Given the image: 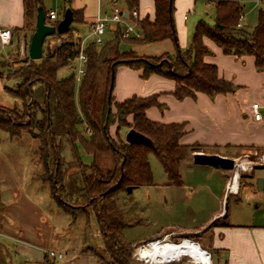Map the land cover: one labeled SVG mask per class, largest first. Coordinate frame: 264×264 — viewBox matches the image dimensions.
<instances>
[{
  "label": "trees",
  "instance_id": "1",
  "mask_svg": "<svg viewBox=\"0 0 264 264\" xmlns=\"http://www.w3.org/2000/svg\"><path fill=\"white\" fill-rule=\"evenodd\" d=\"M63 1L57 18L50 20L46 16V24L57 25L65 8L69 7L70 0ZM152 1L153 17L135 19L142 33L140 38H123L120 25L114 24L110 40L101 46L95 42L84 46L87 60L79 83L74 74L57 75L60 67L69 65L79 54V43L72 38L71 25L66 33L49 35L60 39L68 34V39L54 48L47 44L44 47L49 36L44 38L40 59L26 57L15 69H9L5 74L0 71V79L15 81L16 88H8V91L21 99L23 107L22 113L14 108L0 107V129L11 136L27 130L38 140L39 159L48 173V176L42 175L41 180L49 184L51 199L64 210L90 208L95 213L104 248L113 264H141L131 260L132 248L120 236V230L127 225L116 209L114 197L126 193L127 187L153 185L148 153L158 159L168 183L181 185L180 162L188 158L193 149L203 148L197 143L179 142L185 133L184 124H163L146 117L148 107H162L156 94L133 95L115 101L112 91L116 67L125 65L141 70L143 79L156 74L173 80L172 94L179 100L194 98L197 92L210 96L234 92L236 86L218 75L215 64L203 59L211 54L203 42L207 37L224 54L252 56L256 69L264 72V7L258 8L256 23L247 27L241 23L244 0H211L213 23L198 20L188 47L181 50L173 20L174 0ZM42 3L43 0H23L25 27L34 26L37 8L43 7ZM126 3L129 9L136 7V0H126ZM259 3L264 5V0ZM72 12L71 24L76 21L78 11ZM166 39L175 44L173 54L165 52L140 58L132 55L134 51L120 49L122 42L152 44ZM100 73L104 76L103 92L98 95ZM75 85H78L77 94ZM81 123L85 130H90L87 137L78 130ZM112 126H115L113 135L110 132ZM123 128L140 132L150 143L126 142L119 136ZM78 146L92 156L91 163L81 160ZM106 155L111 160L108 167L100 164Z\"/></svg>",
  "mask_w": 264,
  "mask_h": 264
},
{
  "label": "rangeland",
  "instance_id": "2",
  "mask_svg": "<svg viewBox=\"0 0 264 264\" xmlns=\"http://www.w3.org/2000/svg\"><path fill=\"white\" fill-rule=\"evenodd\" d=\"M50 1L46 9L50 6L57 10L62 9L61 1L59 4L56 0ZM178 2L190 3L189 10L184 11L185 19H180L178 12L174 15L178 23V29L177 24H174L177 43L183 50L188 47L198 20L213 23L214 8L208 0H178ZM261 5L254 0L244 2L242 22L247 27L256 23L258 8ZM26 28L31 30L34 26ZM79 34L84 44L94 42L89 26H83ZM72 38L76 40L73 36ZM101 38L102 44L97 46L103 45L112 38L108 28ZM66 39L68 34L62 35L60 39L49 36L44 47L47 44L50 48H54ZM169 41L168 44L122 42L120 49L134 51L132 55L140 58L158 56L165 52L173 54V44ZM184 42L185 44L182 45ZM27 49L28 45L21 56L0 59V71L5 74L9 69L18 67L19 62L28 57ZM7 50L8 47H1L0 44V56L5 55ZM72 66L74 67L71 68L70 65L60 67L57 71L58 77L76 75L78 61L74 60ZM119 67L126 66L116 67L114 86L115 81L120 79L129 81L125 77L128 72L121 75ZM103 77L101 73L98 76V95L103 92ZM137 79L141 80V77ZM8 88L15 89V81L0 79V107L14 108L22 113L21 99L8 91ZM77 91L78 85H75L76 94ZM112 92L114 96L117 95L114 87ZM114 129V126L110 127L112 135ZM78 130L84 137L89 135L83 123L78 125ZM126 131V128L121 129L119 136L122 139ZM38 144V140L27 130H22L17 136H11L0 129V264H113L104 248L95 213L90 208L64 210L51 199L49 184L41 180V176H48V173L44 171L39 159ZM201 149H193L188 158L180 162L181 185L167 182L160 162L153 153L149 152L147 156L153 185L133 188L131 193L123 192L114 197L116 209L121 212L123 221L127 225L120 230V236L132 248V261L136 260L133 258L136 247L153 239H161L166 234H170L169 239L172 242H177L182 237L199 241V236L192 233L171 234L174 232L172 229L204 225V237L207 239L210 231L219 225H224L225 221L231 224L264 226V188H257L258 178H262L264 184V163L260 159L264 154L241 151L239 160L243 161L247 168L240 171L238 178L240 188L238 192H240L236 195H229L228 192L222 196L224 188L220 169L196 165L192 161V153L201 152ZM78 153L84 163L92 162V156L86 154L80 146ZM67 156L69 157L68 153ZM248 161L251 163L249 164ZM100 164L105 167L111 166L109 156H103ZM232 172V170L226 171L228 180L233 175ZM253 172L252 179L246 178ZM219 210L222 212L212 218ZM209 250L211 264H216V252L213 249ZM49 251H52L54 256L48 255ZM175 264L194 263L189 257L184 256Z\"/></svg>",
  "mask_w": 264,
  "mask_h": 264
},
{
  "label": "crops",
  "instance_id": "3",
  "mask_svg": "<svg viewBox=\"0 0 264 264\" xmlns=\"http://www.w3.org/2000/svg\"><path fill=\"white\" fill-rule=\"evenodd\" d=\"M60 1L63 7V0H56V3L59 4ZM49 2L51 1L43 0V9L46 12L54 10L59 14L61 10L54 7L50 6L46 9ZM135 6L139 17H153L152 0H136ZM189 6L190 3L174 0L173 20L174 24H177V29L178 23L174 15L178 12L180 19H185L184 11L189 10ZM114 7L123 9L124 14L125 10H130L126 0H70L69 8L78 11L76 21L71 24L72 36L76 40L80 39L79 30L83 26L91 28L97 14L110 15ZM261 7L264 5L262 4ZM241 23L246 26L242 21ZM0 26L12 30L10 43L1 45V47H8V50L5 55L0 56V59L23 55L32 34L31 30L25 27L23 0H0ZM112 26L111 23L108 25L110 32ZM168 40L160 42L168 44ZM169 42H172L173 52H175L174 42L171 40ZM203 42L211 51V54L203 57L204 61L216 65L218 75L236 86L234 92L212 96L197 92L194 98L185 97L179 100L172 94L175 87L173 80L156 74L138 80L137 77H141V70L126 66L119 68L121 75L128 72L125 77L129 81L126 79L115 81L114 89L117 95L114 96L112 92L115 101H122L133 95L145 97L156 94L157 101L162 107H148L145 110L146 117L163 124H184L185 133L180 137V143H197L203 146L201 152L218 154L238 161H240L241 151L248 150L264 154V72L256 69L254 58L250 55L238 57L224 54L209 38L204 37ZM184 44L185 42L182 45ZM178 46L180 48V45ZM253 103L260 105L259 111L263 117L259 120L253 118L251 112ZM220 172L223 178L222 196H224L228 193L225 189L229 176L225 170L220 169ZM253 177L254 172L246 178ZM237 185L239 190L238 179ZM193 191L194 189L191 190ZM237 193H229V195ZM221 212L222 210H219L212 218ZM172 230L174 232L171 234L192 233L199 236V241H195L201 247L203 246V249L205 246V251L215 250L216 264H264V226L231 224L225 221L224 225L213 228L207 239L204 237V225ZM208 252L210 253V250Z\"/></svg>",
  "mask_w": 264,
  "mask_h": 264
},
{
  "label": "built area",
  "instance_id": "4",
  "mask_svg": "<svg viewBox=\"0 0 264 264\" xmlns=\"http://www.w3.org/2000/svg\"><path fill=\"white\" fill-rule=\"evenodd\" d=\"M208 1H211V0H208ZM254 1L260 2V0H254ZM45 15L50 20H55L57 18V12L54 10H50V11L46 12ZM138 17H139V14H138V11L135 7L130 9V10H125V14H124V10L120 9L118 7H114L110 15H108V14H102V15L97 14L95 21L91 27V33L94 36V42L98 45L102 44V38L101 37L106 32L108 25L110 23L113 25L114 24L120 25L121 35L123 38H140L142 36V33H141V30L139 29V27L136 23V20H135ZM11 37H12V30L7 28V27H1L0 26V44L1 45L9 44ZM76 41L79 43V54H78L77 58L75 59L78 61V69H77V74L75 75V79H76V82L79 83L81 81L82 76L84 75V71H85L84 64H85L87 59H86V55L84 53L85 44L83 43V41H81V39H77ZM72 63L73 62H71L69 64L71 68L74 67V66H72ZM259 108L260 107H259L258 103H253L251 105V112H252L253 118L256 120H259L263 117V114L259 111ZM85 131L87 133L90 132L89 128H86ZM260 159H261V162L264 163V155H261ZM248 163H249V161H248ZM242 165H246V164L243 161L235 160V166H234V169L232 170L233 171L232 173H233V175H234V173H238V178L240 175V171H244L247 168V166H245V168H242ZM232 176H231L230 180L227 181L226 190H227V192L235 194L238 192V185H237V187L233 188ZM169 235L170 234H166L161 239L160 238L153 239L150 242H147L145 244H142V245L136 247L134 249V252H133V258H135L136 260L143 262L145 264H170V263H174V262L177 263V262L181 261V259L184 256H180L177 259H173V260H169V261H165V262L153 263L151 261H148L145 257H143L141 252H140V249L142 247L149 246L150 243H152L155 240L160 241V240L167 238L168 241L172 242L169 239ZM184 239L194 241V240L189 239L187 237H182L179 241L173 242V243H179L180 241H182ZM194 242H196V241H194ZM47 254L50 256H54V253L52 251L47 252ZM208 254L210 256L209 252H208ZM58 256H60V255H58ZM210 259H211V256H210Z\"/></svg>",
  "mask_w": 264,
  "mask_h": 264
},
{
  "label": "water",
  "instance_id": "5",
  "mask_svg": "<svg viewBox=\"0 0 264 264\" xmlns=\"http://www.w3.org/2000/svg\"><path fill=\"white\" fill-rule=\"evenodd\" d=\"M45 17V10L43 9V7L39 6L36 11L34 30L31 34L27 49V56L31 60H38L42 57V44L46 36L52 35L55 32L57 34H63L69 30L70 25L73 21V12L69 7L65 8L62 17L58 21L56 26L46 24ZM124 140L128 143L136 144L150 143V140L146 136L132 128L126 131ZM192 161L196 165L211 166L225 171H231L235 166V160L233 158L220 156L218 154H208L204 152H194L192 154ZM263 187V179L258 178L257 188L263 189ZM132 190L133 187H127L126 192L131 193Z\"/></svg>",
  "mask_w": 264,
  "mask_h": 264
},
{
  "label": "bare ground",
  "instance_id": "6",
  "mask_svg": "<svg viewBox=\"0 0 264 264\" xmlns=\"http://www.w3.org/2000/svg\"><path fill=\"white\" fill-rule=\"evenodd\" d=\"M247 166V165H246ZM245 168V165H242ZM233 188L237 187L238 173H234ZM140 252L143 257L153 263L165 262L173 259H177L180 256H187L194 264H211L210 256L196 242L184 239L179 243H173L167 240V238L160 241H153L147 247H142Z\"/></svg>",
  "mask_w": 264,
  "mask_h": 264
}]
</instances>
